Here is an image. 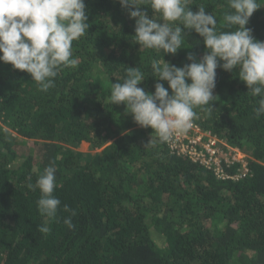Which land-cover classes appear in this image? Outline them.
<instances>
[{
  "label": "trees",
  "instance_id": "16d2710c",
  "mask_svg": "<svg viewBox=\"0 0 264 264\" xmlns=\"http://www.w3.org/2000/svg\"><path fill=\"white\" fill-rule=\"evenodd\" d=\"M89 28L73 41L75 66L62 68L55 86L39 91L31 76L0 62V264H264V115L232 72L218 67L213 111L196 108L194 123L249 157L214 167L161 143L141 128L125 106L109 101L111 83L138 67V85L154 93V60L183 67L199 61L203 38L185 30L175 55L144 49L135 39V20L118 0H84ZM247 28L264 42V0ZM142 11L162 21L143 0ZM205 7L218 31L229 0H191ZM178 23V22H176ZM219 63H223L220 61ZM190 83V81H188ZM170 94L171 90L169 89ZM150 140L152 143L146 146ZM86 145L87 150L81 151ZM56 168L55 218L38 209L37 178ZM33 187L30 188L29 184ZM75 212L73 229L64 220ZM48 226V233L38 231Z\"/></svg>",
  "mask_w": 264,
  "mask_h": 264
},
{
  "label": "clouds",
  "instance_id": "9594fccd",
  "mask_svg": "<svg viewBox=\"0 0 264 264\" xmlns=\"http://www.w3.org/2000/svg\"><path fill=\"white\" fill-rule=\"evenodd\" d=\"M142 2L118 0L135 20L134 37L140 47L175 55L183 48L188 30L203 38L207 53L199 61L189 54L186 59L190 63L183 67L164 59L154 60V76L168 84L165 88L157 82L154 93L138 87L145 80L138 67L127 68L123 82L111 83V104H123L125 115L130 114L138 126L151 128L159 142H170L173 136L186 134L193 127L194 120L199 119L196 108L206 113L213 111L216 70L220 67L229 72L239 69V79L248 87V93L259 97L255 116L264 115V42L254 39L246 27L253 13L261 8L259 0H229L231 11L224 13L223 20L234 29L230 31H218L216 16L206 14L205 7L193 12L191 0H149L153 12L164 22L142 11ZM88 19L84 0H0V62L28 73L39 91L47 92L55 86L62 68L77 64L72 43L85 35ZM151 143L152 140L146 146ZM57 186L56 168L52 165L35 182L41 194L38 209L49 219L56 217L61 205L54 195ZM63 211L71 213L64 224L73 229L71 217L75 212L67 205ZM38 231L48 233L50 228L40 226Z\"/></svg>",
  "mask_w": 264,
  "mask_h": 264
},
{
  "label": "built area",
  "instance_id": "2783aa9c",
  "mask_svg": "<svg viewBox=\"0 0 264 264\" xmlns=\"http://www.w3.org/2000/svg\"><path fill=\"white\" fill-rule=\"evenodd\" d=\"M218 144L222 145L218 137L202 131L194 122L193 127L186 134L173 136L170 141L172 150L208 168L214 167L219 175H223L222 165L231 166L235 163L240 164L239 173L248 171L247 166L250 159L247 155L229 147L223 151Z\"/></svg>",
  "mask_w": 264,
  "mask_h": 264
},
{
  "label": "rangeland",
  "instance_id": "374dc122",
  "mask_svg": "<svg viewBox=\"0 0 264 264\" xmlns=\"http://www.w3.org/2000/svg\"><path fill=\"white\" fill-rule=\"evenodd\" d=\"M88 148H87V146L86 145H84V146H82L81 147V151H86ZM245 155V154H244Z\"/></svg>",
  "mask_w": 264,
  "mask_h": 264
}]
</instances>
